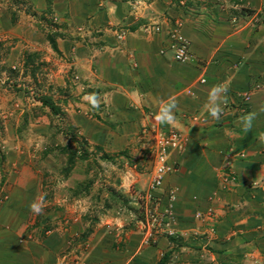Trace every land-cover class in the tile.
Masks as SVG:
<instances>
[{
	"label": "crops",
	"instance_id": "crops-1",
	"mask_svg": "<svg viewBox=\"0 0 264 264\" xmlns=\"http://www.w3.org/2000/svg\"><path fill=\"white\" fill-rule=\"evenodd\" d=\"M22 1L43 20L56 17L58 32L51 48L28 30V20L10 26L0 7V35L42 49V59L55 66L57 91L47 97L57 111L33 99L46 114L31 124L45 127L51 115L57 129L50 145L69 142L82 154L66 176L56 174L47 184L27 160L43 151L5 153L0 264H57L56 256L82 236L90 246L80 264H164L166 257L174 264H264V144L257 140L264 131V21L253 23L264 0ZM176 20L189 41V61L173 60L167 49L166 32ZM144 24H158L160 31H144ZM220 83L228 85V102L216 120L205 104L210 88ZM93 92L98 108L84 100ZM169 96L178 102L175 120L160 124L157 105ZM251 111L257 117L245 134L239 119ZM143 126L176 130L186 138L179 152H170L172 170L153 190L160 207L167 190L175 191L167 226L175 236L157 235L149 244L130 216L117 212V205L143 193L150 181L152 164L141 155L148 145ZM37 136L40 145L46 143V136ZM224 172L235 182L221 185ZM76 187L74 195L70 190ZM88 200L100 206L92 227L84 214L73 212ZM33 201L48 207L37 215L29 207ZM74 214L78 221L65 226ZM46 227L53 228L42 233ZM28 228L33 237L21 239Z\"/></svg>",
	"mask_w": 264,
	"mask_h": 264
},
{
	"label": "rangeland",
	"instance_id": "rangeland-1",
	"mask_svg": "<svg viewBox=\"0 0 264 264\" xmlns=\"http://www.w3.org/2000/svg\"><path fill=\"white\" fill-rule=\"evenodd\" d=\"M23 4L25 3L22 0H0V7H3L2 9L8 14V24L12 26L20 20L19 23L22 25L23 19L28 20L24 21L25 24L31 23L28 26V30L40 34L43 39H46L48 45H50L48 38L54 39V37L58 35V32L53 29L54 24L52 23L57 20L53 19L54 16L51 17L50 21L49 19L43 20V18H39L33 11L32 16L29 4L27 7ZM25 15L28 16L25 17ZM18 40L20 43L25 44L23 39L17 36L0 35V187L2 189V184L4 182L3 176L6 172L2 164L5 162V153L7 154V152L18 150L20 151L19 156H22V150L25 149L31 151V148H35L37 152L43 151V153L37 154V156H31L27 158V160L34 168L38 169V172H41L42 178L47 184H49L51 180H54V175L56 174V176L60 177L66 176L67 171H64V169L68 165V157L71 152L75 153L72 161L76 159L75 157H79L82 154V150H77V152L74 150L72 151L70 148L74 145L71 143L69 144V142L68 144L64 143L62 146L50 145L52 141L49 139L57 129V123L51 115L48 114L49 116H47V119L49 121L48 124L45 123V127L43 126L36 129V127L32 126L31 123H33L32 120L35 117L46 114L40 106L33 104V99H38L39 96L51 97L56 94L57 90L52 84L55 66L49 61L46 62L42 59V49L36 50L30 46L15 45ZM50 47L52 48L51 45ZM43 119H45L46 122V117H43ZM37 135L46 136V143L40 145V138ZM62 161H64L63 164ZM46 169H48L49 172ZM76 190H78V187L74 190H70V192L75 195ZM147 190L148 188L143 193L134 195L131 200L129 199L127 201L126 205L122 203L117 205V212L128 214L132 222L137 225V229L141 232L143 243L149 244L153 242L152 239H155L157 235L166 237L175 235L174 232L169 229L170 233H168L167 227L163 230H155L159 227L154 226L150 232H147L144 214V195ZM170 190H172L171 192L173 194L175 193L173 189H168L166 192L167 196L170 194ZM153 197L157 199L154 194ZM6 199L3 200L0 198V202L3 203ZM92 201L93 200H88L84 204L77 203L73 206L74 213H82V215H79L80 218L84 214L85 220L88 221V227H92L93 222H96V214L100 211V206L94 205ZM45 207H48V204H45L44 208ZM79 216L74 214V216L66 221L65 226L70 222L78 221ZM107 225L108 229H110V224ZM52 228L53 227L43 228L42 233H47ZM24 234L25 235H23L21 239H24L26 236L32 238L33 228H28ZM89 246L90 244L87 241V237H80L72 244V248L61 251L56 256L57 264L61 262L62 264H80ZM172 256L171 253V257ZM165 259L164 264H174V259H167V257Z\"/></svg>",
	"mask_w": 264,
	"mask_h": 264
},
{
	"label": "built area",
	"instance_id": "built-area-1",
	"mask_svg": "<svg viewBox=\"0 0 264 264\" xmlns=\"http://www.w3.org/2000/svg\"><path fill=\"white\" fill-rule=\"evenodd\" d=\"M56 20V17H53ZM253 23H260L264 21V5L260 6L257 11L254 12ZM144 31L147 32H159L160 26L158 24H144L142 25ZM122 33L116 34L117 38H121ZM168 38L167 49L171 52L173 60L178 62L189 61L192 55L189 52V41L181 32V22L179 20L174 21L172 28L166 32ZM203 76H200L197 81L199 83L204 82ZM248 94H244V98H247ZM140 134L147 138V146L144 148L142 157L151 162V177L148 184V190L144 195V214L145 223L147 224L146 230L150 232L152 228L159 227L158 229H164L169 225V221L172 218V202L174 200V194L170 191V194L166 198L164 206L160 207L159 200L153 197L152 191L161 186L164 176L172 170V166L168 164V156L171 151H180L183 148L186 140L185 136L176 130H161L155 127L141 128ZM221 185H227L230 182H235V177L231 172H224L220 175ZM7 195L0 187V198L6 199ZM160 207V208H159ZM159 208V209H158ZM213 211L208 208L205 217L210 221ZM196 217H203L201 214H195ZM168 233L169 230H167ZM172 233V232H171ZM30 236H26L29 239Z\"/></svg>",
	"mask_w": 264,
	"mask_h": 264
},
{
	"label": "clouds",
	"instance_id": "clouds-1",
	"mask_svg": "<svg viewBox=\"0 0 264 264\" xmlns=\"http://www.w3.org/2000/svg\"><path fill=\"white\" fill-rule=\"evenodd\" d=\"M228 85L224 83L213 85L208 94V100L205 104V108L213 119L219 120L223 114L222 105H226L228 102ZM84 100L87 101L93 108H98L100 98L96 93H89L84 96ZM178 102L175 96H169L166 100L161 99L158 102V112L155 119L160 124H171L175 120V111L177 109ZM260 111H264V106H261ZM257 117L256 111L248 112L242 115L239 119V125L242 131L247 134L253 128V122ZM257 140L264 144V131L257 133ZM30 210L39 215L43 213L44 205L41 202L33 201L29 205Z\"/></svg>",
	"mask_w": 264,
	"mask_h": 264
},
{
	"label": "trees",
	"instance_id": "trees-1",
	"mask_svg": "<svg viewBox=\"0 0 264 264\" xmlns=\"http://www.w3.org/2000/svg\"><path fill=\"white\" fill-rule=\"evenodd\" d=\"M48 41H49L50 45L52 46V48H55L53 39L48 38ZM38 100L40 101V103L42 105L46 106L50 110V112L55 113L57 111V108L54 106V104L49 100V98L47 96H39ZM74 155H75V153L71 152V154L68 157L69 158L68 165L66 166L64 171H68L70 169V167L72 166V163H73L72 160H73Z\"/></svg>",
	"mask_w": 264,
	"mask_h": 264
}]
</instances>
